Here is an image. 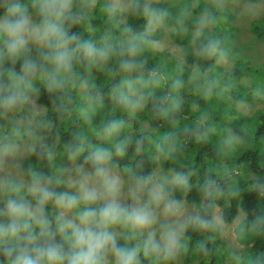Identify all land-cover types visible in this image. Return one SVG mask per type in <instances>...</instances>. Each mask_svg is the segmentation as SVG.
<instances>
[{"label": "clouds", "instance_id": "clouds-1", "mask_svg": "<svg viewBox=\"0 0 264 264\" xmlns=\"http://www.w3.org/2000/svg\"><path fill=\"white\" fill-rule=\"evenodd\" d=\"M211 1L199 17L200 28L209 25L201 28L204 32H214L212 27L221 24V14L213 13ZM239 2L241 17L248 22L264 20V0ZM94 4L95 0H31L30 4L0 0V117L26 113L23 119L27 121L13 123L0 142V165L11 160L13 166H18L16 160L25 138L30 141L29 152L37 153L39 148L42 153L47 147L40 133L51 131L54 123L44 120L32 98L38 92L34 79L40 78L47 93L64 94L68 86L77 87V81L83 88L86 80L77 74L76 67L90 71L113 52L111 46L98 47L72 31ZM215 6L220 9L216 1ZM127 7L123 0H115L108 11L114 14ZM145 15L150 24L158 25L167 12L149 9ZM150 46L144 35H135L118 53L128 57L120 61L119 67L129 75L117 83L111 99L131 113L142 110L155 97V90L163 86L162 75L149 70L145 76L146 61L138 59ZM223 48L220 40L210 38L196 54L204 59L218 55L219 62L226 63L229 51ZM137 72L140 74L132 75ZM172 87L181 89L182 80H175ZM86 98L92 105L93 98ZM181 103L178 96L168 93L153 101V110L158 117L168 118ZM126 124L122 118L102 122L95 138L110 147H90L87 155L83 153L89 142L77 137L68 159H83L66 166L60 175L29 169L25 178L13 176L11 170L0 166L4 173L0 175V264H143L145 260L150 264H173L188 251L190 233L223 234L225 217L209 218L207 214L214 204L190 209L185 200L173 195L175 189L187 193L191 187L182 172L159 177L141 175L126 187L113 160V156L123 158L130 146L131 137L122 135ZM142 142L136 141L137 151ZM48 156L51 158V152ZM213 185L214 181H205V199L213 196ZM215 188L219 194V185ZM199 248L206 251L203 243Z\"/></svg>", "mask_w": 264, "mask_h": 264}, {"label": "trees", "instance_id": "trees-1", "mask_svg": "<svg viewBox=\"0 0 264 264\" xmlns=\"http://www.w3.org/2000/svg\"><path fill=\"white\" fill-rule=\"evenodd\" d=\"M171 1L153 0L145 5L142 0H136L129 4L126 12L117 10L112 14L108 11L110 5L107 0H95V4L85 10L80 23L72 31L79 32L81 39L94 41L98 47L107 45L113 48L109 58L98 62L90 71L79 65L76 67L77 74L86 80L85 95L93 98V104L89 105L88 99L82 98L83 94L77 87L68 86L64 94L47 93L40 78L34 79L33 85L38 89L34 94L37 104L44 108V120L52 121L54 127L51 131L46 129L41 132L47 146L42 153L38 148L37 153L30 152L21 159L22 173L26 176L28 170L32 169L48 175H60L61 165L58 163V167H54L53 154L59 161H63L78 143L79 137L75 125L68 120L69 115L79 119L78 123L75 122L79 127L78 131L86 132L84 138L89 142V147L85 148L83 155L88 154L90 147H109L96 139L95 134L91 135L89 130L95 132L99 128V122L122 118L128 127V131L123 130L122 135L127 133L131 137L130 146L123 158L113 156V160L114 167L121 170L123 177L133 182L138 176L151 175L159 162L164 170L171 171L172 174L176 171L184 173L188 176L191 187L187 193L175 189L173 195L188 204H195L196 207L214 204L220 208V215L225 217V223L232 222L235 215L241 212L244 217L234 230L240 244H250L243 252L246 264H264V69L259 71L262 88L257 90L259 87L256 85L252 88L238 84L245 66L240 67L241 72L236 69L226 71L214 64L215 56L211 59L197 56V49L207 39H218L223 47L224 24L221 22L220 25L213 26L215 32H204L200 28L202 19L189 8L193 0H174V5ZM194 1H199L200 12L210 2ZM20 2L30 4L31 0ZM211 3L213 13L222 14L215 6V1L212 0ZM149 9L167 12L163 22L170 39L180 46L181 58L176 59L166 50L146 48L138 57L139 60L146 61L144 75L147 76L149 70L158 71L163 77V86L155 90V97L149 99L142 110L131 113L121 109L111 99L114 87L129 75L119 67L120 61L128 57L118 53L132 36L144 35L149 41L161 36L163 30L160 29L144 31L149 25L145 15ZM123 14L124 20H119L117 17ZM258 23H253L251 30L257 37L264 39V20ZM197 28L198 35L194 36L193 30ZM142 31L144 32L141 33ZM3 67H8V63L5 62ZM16 70L19 71V62ZM139 74L137 72L132 75ZM177 79L182 80L183 87L174 90L172 85ZM77 84L79 85V81ZM226 92L241 102L254 100L263 103L257 113L248 117L247 121L255 125L252 134L241 128L240 119L243 117L236 109L225 110ZM168 93L173 97L178 96L182 103L168 118H160L153 110V101ZM215 109H220V112L214 115L212 111ZM210 123L212 128L207 134L205 127ZM1 126L2 121L0 142L9 132L2 130ZM226 127L230 129V135L240 139V142H228L229 132ZM138 139L143 141L139 151L136 150ZM49 152L51 158L48 156ZM82 159L83 156L76 161L80 163ZM206 180L219 185L220 193L217 194L213 185V196L205 199L203 186ZM232 188L237 189V195H232ZM213 210L214 208L208 211L209 218L212 217ZM52 211L49 206V212ZM242 228L243 236L240 235ZM210 235L213 236L211 240ZM218 237L219 234L190 233L188 251L180 258L184 262L197 260L199 264L233 262V256L224 258L225 255L219 253L225 245ZM120 242L123 243V240ZM201 243L206 251L199 248ZM248 252L251 253L250 256ZM143 264L150 262L145 260ZM160 264L164 262L160 261Z\"/></svg>", "mask_w": 264, "mask_h": 264}, {"label": "rangeland", "instance_id": "rangeland-1", "mask_svg": "<svg viewBox=\"0 0 264 264\" xmlns=\"http://www.w3.org/2000/svg\"><path fill=\"white\" fill-rule=\"evenodd\" d=\"M108 4L111 6L115 3V0H107ZM132 1L136 0H123V3L127 6ZM145 5H147L152 0H143ZM216 4L220 7V9L223 11V13L220 15V20L224 24V28L222 29V33L224 35L223 38V49H227L229 51V59L228 62H219L218 55L214 59V64H216L221 69H224L226 71H232L233 69H236L237 71L240 70V67L242 68L245 66V72L241 75V77L238 80V84L246 87H254L255 85L259 88L257 90H261L262 88V77L261 74H259V71H262L264 69V39L257 37L256 33H253L251 30V26L255 22H248L246 19L241 17L239 15L240 11V2L239 0H215ZM171 4L174 5V0L171 1ZM146 7V6H144ZM189 8L191 12L198 16L202 17L204 14L199 11V1H192V3L189 5ZM123 12H126L124 10ZM119 20H124L125 15H121L117 17ZM164 21V20H163ZM161 21L158 25L153 22L152 24L149 23L148 27L144 31H154L157 29L163 30V33L160 37L155 38L154 40H151V48L157 49L159 51L166 50L171 52L176 59L180 60V46L176 45L169 37L167 31L168 29L165 28V22ZM261 22V21H260ZM258 23V22H257ZM260 24V23H258ZM201 28H209L208 23H205L202 25ZM142 31L141 33H143ZM199 28L193 30V35H198ZM215 32V31H214ZM225 43V44H224ZM115 63V62H114ZM118 63V62H117ZM116 64V63H115ZM241 72V70H240ZM77 88L80 89L81 93L83 94V99H87L85 95L86 87L81 88L77 84ZM221 91V89H220ZM226 108L227 111L229 108H234L238 113L243 117L240 119L241 121V128L249 132L250 134L253 133V130L255 129V125L251 124L249 121H247L254 113H257L260 108L263 107V103L259 101H239L235 99L229 92H226ZM34 100H36V97L33 95L32 97ZM111 105V103H110ZM38 108L40 112L43 114L44 108L41 105H38ZM213 114H217L220 112V109H215L212 111ZM72 114V113H71ZM24 115L26 113H17V114H9L8 118L5 119L3 117H0V121H2V130H10L11 125L13 123H21V124H27V121L23 119ZM67 115V114H66ZM13 116H15V120L13 119ZM68 120H70L71 123L75 125V131L76 134L79 137L86 136V132L84 131H78L79 127L76 126V123L79 122V119L69 115ZM76 122V123H75ZM102 122L97 123V126L100 127ZM211 123L208 124L205 127V132L209 134L211 129ZM227 131L229 132L228 135V142H240V139L233 137V135H230V129L226 127ZM124 131H128V127L126 124V127ZM90 134H95L94 131L89 130ZM232 133V132H231ZM40 135L43 137L44 135L40 133ZM1 138V136H0ZM226 141V144L229 145ZM30 143V141L25 138L24 141L20 144V155L17 157V164L18 166H13V162L11 160H5L3 162L2 166L5 170H11L13 176H24L21 170V159L29 154L30 152L27 150V144ZM108 145V144H107ZM110 147V145H108ZM54 167H58L57 164L60 163L61 166L59 168L62 170L69 164H79L77 161H69L68 156L63 159V161H59L55 154H53L52 158ZM85 167H89L88 165H85ZM116 171L119 172V174L122 176V178L125 180L126 187L128 184L132 183L131 181H128L126 178L123 177L122 172L119 168L114 167ZM3 172H0V175H3ZM172 174L171 171H166L162 168V164L159 162L157 163L155 169L153 170L151 176L159 177V176H170ZM26 178V176H25ZM232 195H237V189L232 188L231 191ZM183 200V199H182ZM186 205L192 209L195 208V204H188ZM0 207H2V198H0ZM213 215H220V208L215 207L212 216ZM244 215L241 212H238L232 222L226 223V228L223 231V234H219V239L224 243V248H221L219 250V253L222 255H225L224 258H229L233 256L234 261L233 262H227L228 264H246V259L243 257V252L246 248L249 247L250 244L242 245L236 240V234H235V226L242 220ZM227 254V255H226ZM250 256V252H248ZM228 261V260H226ZM160 264V262H159ZM173 264H199L197 260H193L190 262H184L182 258H180L178 261L173 262Z\"/></svg>", "mask_w": 264, "mask_h": 264}]
</instances>
